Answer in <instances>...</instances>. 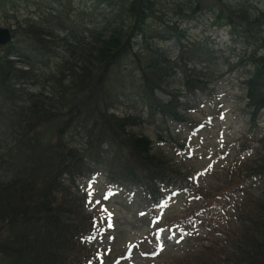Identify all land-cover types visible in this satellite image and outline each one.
<instances>
[{
    "label": "rangeland",
    "instance_id": "rangeland-1",
    "mask_svg": "<svg viewBox=\"0 0 264 264\" xmlns=\"http://www.w3.org/2000/svg\"><path fill=\"white\" fill-rule=\"evenodd\" d=\"M262 22L264 0H0V27L15 34L0 44V107L5 116L23 121L15 133L0 121V155L66 87L95 70L98 55L123 48L131 37L133 51L147 57L159 89L193 105L189 112L201 124L191 130L174 123L175 145L159 143L149 123L134 128L170 152L192 189L167 195L150 219L139 201L106 189L100 176L92 191L107 213L94 238L102 249L97 263L167 264L191 255L218 264L210 253L214 240L222 264H264V210L240 232L241 243L230 239L242 226L233 215L235 202L248 196L264 203V110L253 105L254 93L262 90ZM204 35L211 40L202 55L194 41ZM32 38L42 47L28 44ZM121 60L114 80L126 67L135 73L129 57L116 63ZM231 68L235 72L226 73ZM133 99L123 98L119 111L144 114L145 102ZM176 220L194 225L181 227ZM161 243L163 251L153 256Z\"/></svg>",
    "mask_w": 264,
    "mask_h": 264
},
{
    "label": "trees",
    "instance_id": "trees-1",
    "mask_svg": "<svg viewBox=\"0 0 264 264\" xmlns=\"http://www.w3.org/2000/svg\"><path fill=\"white\" fill-rule=\"evenodd\" d=\"M28 43L35 49L42 45L36 38ZM126 43L98 55L95 70L82 73L74 85L66 87L53 106L42 111L29 133L0 155V264H98L102 251L89 238L97 234L105 216L87 190L89 180L97 182L103 177L108 190L139 201L150 218L167 195L192 189L189 176L169 157L170 152L134 128L149 123L159 143L175 145L174 123L185 129L196 125L189 112L193 105L161 91L152 69L132 51L131 37ZM120 57L131 59L135 73L132 76L126 67L114 80V69H120L124 61L116 63ZM258 77H264V68ZM189 87H195L193 81ZM262 97L264 81L262 90L254 93V102ZM123 98L143 100L146 117L138 111L121 113ZM0 121L9 131L17 128V119L5 116L2 107ZM228 199L234 200L233 196ZM235 204L233 215L242 226L234 234L227 233L238 244L240 232L249 229L264 203L262 207L247 196ZM176 222L178 226L194 225ZM210 241L215 252L210 253L222 264L216 252L220 243ZM210 262L188 255L167 264Z\"/></svg>",
    "mask_w": 264,
    "mask_h": 264
},
{
    "label": "bare ground",
    "instance_id": "bare-ground-1",
    "mask_svg": "<svg viewBox=\"0 0 264 264\" xmlns=\"http://www.w3.org/2000/svg\"><path fill=\"white\" fill-rule=\"evenodd\" d=\"M258 20H260V22L259 21H256V22H259V23H261V20H262V18H259ZM262 23H264V22H262ZM2 29H4L3 30V32L5 33V37H7V36H9V35H11L12 37H14L15 36V34L13 33V32H11V30L10 29H8V28H3L2 27ZM185 31H187V29L185 30ZM197 36H199V34H197ZM11 37V38H12ZM196 41H194V42H196V44H195V49H197V50H199L200 52H201V54L203 53V51H204V45H205V43H210V38H209V36H207V35H204V36H201V37H196ZM7 43H9V41L7 42ZM6 43V44H7ZM0 44H3V42L2 43H0ZM29 44V43H28ZM30 45H32V44H30ZM132 51H133V49H132ZM134 52V54H135V51H133ZM135 55H137V54H135ZM202 55H204V53L202 54ZM138 56V55H137ZM141 57V56H140ZM14 59V58H13ZM160 59L161 60H165V59H167L166 58V56H164V55H160ZM141 61H142V63H147V57H141ZM149 63V62H148ZM148 63H147V67H151L150 65H148ZM32 67H34V69H37V66H36V64H33L32 65ZM151 69V68H150ZM243 69V67L242 68H240V71H238L239 72V75H241V73H242V70ZM232 72H235V68H231V69H229V70H227V72L226 73H232ZM264 81V77L261 79V83ZM256 83H257V81L255 80V81H253L252 82V84L250 85V90L252 91V89H253V87L256 85ZM264 97H262V98H260V99H258L256 102H254V107L256 108V110L258 109L259 111H263L264 110V99H263ZM263 101V102H262ZM257 110V111H258ZM15 119H17V123H16V125H17V128H21L22 127V125H23V121L19 118V117H16ZM36 121V120H35ZM33 122V124L30 126V124L28 125V127H31L29 130H25V132L24 133H21V134H19V135H17L16 136V138H15V140H14V142H16V140H17V138L18 137H20V136H24V135H26V133H29V131L32 129V127H33V125L37 122ZM14 129V131H13V133H15L16 131H18V129ZM10 132H12V131H10ZM12 146V145H11Z\"/></svg>",
    "mask_w": 264,
    "mask_h": 264
},
{
    "label": "water",
    "instance_id": "water-1",
    "mask_svg": "<svg viewBox=\"0 0 264 264\" xmlns=\"http://www.w3.org/2000/svg\"><path fill=\"white\" fill-rule=\"evenodd\" d=\"M4 29L0 27V43L3 42V44L7 43L11 39V35L5 37V33L3 32Z\"/></svg>",
    "mask_w": 264,
    "mask_h": 264
},
{
    "label": "snow or ice",
    "instance_id": "snow-or-ice-1",
    "mask_svg": "<svg viewBox=\"0 0 264 264\" xmlns=\"http://www.w3.org/2000/svg\"><path fill=\"white\" fill-rule=\"evenodd\" d=\"M109 227H111V225L109 224ZM95 237H90L89 239H94ZM179 242V241H177ZM163 251V244L161 243L159 246H158V250L153 252L152 255L153 256H156V255H159V253Z\"/></svg>",
    "mask_w": 264,
    "mask_h": 264
}]
</instances>
